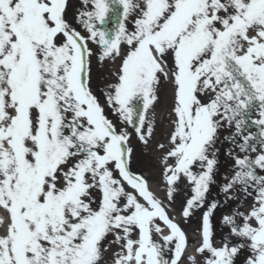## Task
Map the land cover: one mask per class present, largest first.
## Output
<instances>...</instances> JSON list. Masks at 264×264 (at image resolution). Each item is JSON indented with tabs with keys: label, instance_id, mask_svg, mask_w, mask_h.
I'll return each instance as SVG.
<instances>
[{
	"label": "snow or ice",
	"instance_id": "snow-or-ice-1",
	"mask_svg": "<svg viewBox=\"0 0 264 264\" xmlns=\"http://www.w3.org/2000/svg\"><path fill=\"white\" fill-rule=\"evenodd\" d=\"M69 10L0 0V264H264V0ZM93 58L113 65L96 91ZM133 134L161 153L163 199L132 169ZM183 182V220L203 210L195 255L169 215Z\"/></svg>",
	"mask_w": 264,
	"mask_h": 264
},
{
	"label": "rangeland",
	"instance_id": "rangeland-1",
	"mask_svg": "<svg viewBox=\"0 0 264 264\" xmlns=\"http://www.w3.org/2000/svg\"><path fill=\"white\" fill-rule=\"evenodd\" d=\"M70 10H69V16L70 18L75 13V8L79 5V0H69ZM91 47L95 48V45H90ZM110 63L105 62L103 65H100L97 63L96 59H92V74H93V90L96 91V86L99 85L103 87V84L107 78H109V74L107 73V65ZM161 85H160V103L157 106L156 110V120H157V131H156V139L160 138L161 134V124H164L166 126L167 120L165 118V108H166V97L168 93V86L166 83L163 82V78ZM99 95V93H97ZM106 112L109 114L110 118H113L111 116L110 111L106 108ZM159 115V116H158ZM154 142L150 141L149 145H152ZM131 146L134 148L133 157H132V169L133 171L140 172L145 177H148L150 174H155L153 179H149L150 184H157L160 176V168L158 163L157 152H155L156 146L153 144L154 148L150 149L148 147H144L141 145L136 139L135 135L133 134V139L131 140ZM159 151V150H158ZM159 154V153H158ZM225 171L224 167H221V172ZM217 180L219 183H223V181L220 180V177L217 176ZM217 187L213 186L211 189V193L209 195V200H211L216 194H217ZM187 193H180L177 194L175 197V202L170 205V211L169 215L171 217H174L175 221L180 224L182 229L185 231V233L188 236L189 239V245H194V248L198 247L200 242V228H201V216L203 210L197 211L193 216L189 217L187 222H185L182 218L181 212H182V202L187 198ZM158 196V195H157ZM161 199L164 198V195L158 196ZM165 203L168 202L165 200ZM248 203L246 202L244 205V210H247ZM228 211L227 208H218L215 210L211 217V223L213 226V240L215 243V246L219 247L222 243V237L224 235H227V229L223 228L221 226V217L222 215L226 214ZM158 239V238H157ZM195 251L194 254L195 255ZM198 260L201 259V257L197 256ZM243 257H241L242 259ZM182 264H187V261H182Z\"/></svg>",
	"mask_w": 264,
	"mask_h": 264
},
{
	"label": "bare ground",
	"instance_id": "bare-ground-1",
	"mask_svg": "<svg viewBox=\"0 0 264 264\" xmlns=\"http://www.w3.org/2000/svg\"><path fill=\"white\" fill-rule=\"evenodd\" d=\"M111 67H113V65H112L111 63H110L109 65H107V68H106L107 73H108V69L111 68ZM158 116H159V115H158ZM154 139H156V136L154 137ZM153 144H154V143H153ZM153 144L148 146L149 150L152 149V148H154ZM155 152H157V156H156V158H158V157L161 155V153H160V151H158V149H155ZM158 153H159V154H158ZM158 163H159V162H158ZM159 168H160V172H161V167L159 166ZM160 172H159L160 179H159V181H158L157 184L153 185V184H150V182H149L151 189H152V190L156 193V195H158V196L164 195V191H163L164 184H163V182H162V177H161V175H160ZM154 176H155V174H150V175H148L147 178L153 179ZM184 192H186L187 194H190V193L188 192V186H187V183H186V182H183V183L181 184V186H180V191L178 192V194H180V193H184ZM167 231H168V230L165 229V230H164V234H167ZM194 251H195L194 245H189V246H187V250H186L185 255H193V254H194ZM197 259H198V257H197Z\"/></svg>",
	"mask_w": 264,
	"mask_h": 264
}]
</instances>
